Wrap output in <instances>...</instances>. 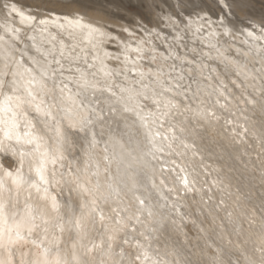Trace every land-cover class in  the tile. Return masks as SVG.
<instances>
[{"label": "snow or ice", "instance_id": "snow-or-ice-1", "mask_svg": "<svg viewBox=\"0 0 264 264\" xmlns=\"http://www.w3.org/2000/svg\"><path fill=\"white\" fill-rule=\"evenodd\" d=\"M244 2L215 0L213 19L197 0H179L168 12L157 0H141L159 27H146L141 16L136 29L119 26L121 38L106 22L88 19L76 0L48 16L24 0H0V264H199L179 240L163 250L159 243L164 233L186 235L178 193L193 192L195 181L177 161L201 156L196 139L220 124L217 109L229 113L222 127L237 144L252 135L264 153V123L257 136L245 115L257 103L264 114V15H249ZM152 37L167 43L164 61H181L179 73L175 63L143 71L146 57L157 60ZM230 49L258 58L260 67L245 71L247 59L225 55ZM207 60L241 82H226ZM250 79L260 80L259 88L251 85L258 99L246 90ZM105 127L106 134L98 131ZM257 160L264 183V156ZM65 233L70 249L61 246ZM29 243L39 250L35 258L17 260L15 246ZM216 251L222 256L207 264H233L226 250ZM247 264H264V257Z\"/></svg>", "mask_w": 264, "mask_h": 264}, {"label": "bare ground", "instance_id": "bare-ground-1", "mask_svg": "<svg viewBox=\"0 0 264 264\" xmlns=\"http://www.w3.org/2000/svg\"><path fill=\"white\" fill-rule=\"evenodd\" d=\"M63 2H66V0H62L61 3H58L57 0H24V3L34 5V11H36L40 16H48L52 14L53 10L57 14L60 13L64 10L62 8ZM157 2L159 4V8L162 9L163 12H168L170 10L169 5L179 4V0H157ZM197 2L199 3L200 7L204 8L212 15L213 19H215L216 14L220 12L215 0H197ZM130 5L142 6L141 0H76L75 6L83 8L88 14V19L106 22L109 26V30L112 31V28L119 29L120 25L131 28V22L133 23V26H137L136 21L138 20V17H136L135 14L130 13ZM233 7L237 15L243 18L244 12H241L240 8L236 7L235 5ZM242 7L244 8L245 12L253 17L259 18L261 15H264V0H245ZM145 12L148 18L154 22L155 25H157L156 27H159L157 21L148 15L146 9ZM230 18L235 19V17ZM116 35H119L121 38L125 37V35L122 34ZM171 42L172 41L168 43ZM110 44L112 43L107 45L109 49ZM156 46L158 49L157 60L153 62L154 65H150L144 61L143 71L147 73L149 72V69L155 70L157 67H163L165 71H168L169 65L175 63V70H178L179 73L181 71L180 61L177 60L174 62L171 59L164 61L159 55L160 53H163L165 56L168 55L167 43L164 45L165 47H161L158 44H156ZM145 47H147V45H145ZM197 47L199 48V45H197ZM178 51L181 53V55H183L187 49L179 48ZM205 51H208V49H205ZM32 54L35 53L33 52ZM192 55L196 54H190L189 59H191ZM213 55H215V53H213ZM225 55H228L233 59H247L248 66L245 71L260 67L258 58L253 56H248L246 58L242 56L236 57L234 49H230L225 53ZM145 59H147V57ZM206 62L210 65V67H216L217 73L221 78L225 79L226 82H229V77L236 79L238 83L241 82L240 77L235 76L233 71L230 70L227 74H225L224 66L219 61L207 60ZM108 63L111 67H118L117 62L115 61H108ZM229 67L231 69L232 66L230 65ZM193 74L196 75V73ZM253 74L258 75L254 72ZM197 78L202 80L204 84L209 83V81L205 80L203 76H197ZM185 83H188V81H185ZM247 83L249 85V87L246 89L247 92L255 95L258 99L259 93L255 92L251 85L255 84L256 88H259L260 80L250 79ZM195 87L196 85L194 84V88ZM229 87L233 86L229 83ZM239 92L240 89L233 87V96H238ZM100 106L104 107L103 103ZM247 107L249 108V111L246 112L245 115L249 117L247 124L250 133L255 131L256 135H259L262 123H264V117H262L263 114L261 113L259 103H257L255 108L252 106ZM146 110H148L147 107ZM217 111L221 116L224 115L222 110L217 109ZM252 113L259 114L261 117H254ZM181 119L182 117H175V120ZM222 125L223 122L220 121V124L215 125V127L208 128L203 139H196L197 146L199 145L201 147V149H196V151L201 153L203 159H201V156H193L192 153L189 152L187 156L177 161L178 163L184 165L191 173L190 179L195 181L194 189L199 193V195H196V202L193 200L195 196L193 193L195 190L187 194L183 192L178 193L180 197L179 203L182 205L180 210L185 214L184 224H191L192 221H195V224L199 226L201 233L196 237V240L193 238L195 241H192L193 243H191L189 238L193 237L191 236L192 234L189 232V230L183 228L184 230H187L188 236L181 235L179 232H175L173 235H171V239H168L167 233H164V237L161 235V240L159 243L161 249L163 250L165 243H171L174 240L187 242L186 247L191 248L192 250V260L199 262V264H207V262H209L213 257L218 255L222 256V253H217V248L226 250L232 257L233 264H247L249 259L259 261L262 257H264V214L258 213L254 206H251V208L248 209L246 205V203L252 198H261L260 195H257L256 188L251 189V193L254 195H242L240 193H235V191L239 189V179H244L245 182H247L246 178H244V175H242V172L247 174L251 173L252 176L255 175L252 169V162L245 166V162L251 161V159L247 157H243L242 159V150L244 149L246 151L247 143L255 148V143L259 141H257L254 136L248 135L242 138L239 146V144H237L225 131ZM228 127L230 128L231 125ZM200 141H202V145H200ZM244 141H246V143ZM207 147L213 149L212 153L215 157L214 161L208 160L207 156H210L211 153L209 151L210 148ZM230 150L240 153L239 160H241L243 163V165L238 166V168L240 167V171L238 168L236 170V168L228 166L227 158L231 154ZM97 151L99 153V149ZM76 154L79 155V153ZM224 155L226 156L224 157ZM166 159L172 160L176 158L167 157ZM192 162L198 167L195 168ZM205 169H207V171H205ZM101 179L103 178L101 177ZM215 179H222L223 186L219 185V187H217L214 185L213 180ZM257 179L261 180L259 177ZM225 185H227L225 191L220 193L216 192V190L218 191V189L224 188ZM209 189H211V191H209ZM227 193L230 195H224ZM144 195H148V193L145 192ZM23 199L24 197L22 195L21 203H23ZM35 202V196H33V199L30 201V203ZM250 211H252L253 214H251ZM109 212L110 206H107L106 214ZM245 214L246 218L250 219V223L248 222V228H245L246 231L240 224L237 227H234L236 226L237 222H239V217L244 216ZM238 233L243 236V239L236 238ZM175 235H181L182 238L175 237ZM92 236L95 238V231H93ZM32 239H37L35 233L33 234ZM45 244H47V242H45ZM64 244H67L69 249L71 248V241L68 233H65L64 241L61 246ZM14 250L16 252L17 260L24 259L25 261H31L34 259V254L39 251L38 249L33 248L30 243L26 245H16ZM80 251L82 252L83 250L80 249Z\"/></svg>", "mask_w": 264, "mask_h": 264}, {"label": "rangeland", "instance_id": "rangeland-1", "mask_svg": "<svg viewBox=\"0 0 264 264\" xmlns=\"http://www.w3.org/2000/svg\"><path fill=\"white\" fill-rule=\"evenodd\" d=\"M129 11H130V13H133V14H135L136 15V17H138V19H139V17H141V16H143L144 17V21H143V23H144V25L146 26V27H148V28H153V27H156L157 25H155V23L154 22H152L149 18H148V16H147V14H146V12H145V9H144V7L143 6H135V5H130L129 6ZM130 26H131V28H133V29H136L137 28V26H133V23L131 22L130 23ZM159 26V25H158ZM112 30V32H114V33H116V34H122V35H125L126 36V34L125 33H123V32H121V31H119V29H117V28H112L111 29ZM161 31H165L164 32V34L165 35H167L168 36V42H170V41H172V36L169 34V33H167L168 32V30L167 29H163V28H161L160 29ZM137 34L139 35L140 33L139 32H137ZM169 34V35H168ZM153 39H154V42L156 43V44H158L159 46H161V47H165L164 45H166V43H162V41H161V39H157V38H155V37H152ZM114 43V42H113ZM113 43L112 44H110L109 45V47H110V49L111 50H115L114 49V47H113ZM179 61V60H178ZM145 62L146 63H148V64H150V65H154V63L153 62H150L148 59H145ZM181 62V61H180ZM176 73H178V70H174V72H173V74H176ZM194 75V74H193ZM192 87L194 88V84L192 85ZM102 104V103H101ZM104 105V104H103ZM145 105H147V106H150V101H145ZM105 106V105H104ZM146 106V107H147ZM153 110H154V108H153ZM223 113H224V115H222V122H223V118H229V113L227 112V111H223ZM252 115L254 116V117H261L259 114H255V113H252ZM262 117H264V114H263V116ZM264 120V119H263ZM229 126V125H228ZM208 130V129H207ZM98 131H106L107 132V128L105 127L104 128V130H102V129H98ZM106 132H104L105 134H106ZM257 136H258V134H257ZM191 138V137H190ZM202 141H200V145H202L203 143H201ZM239 146H240V144H239ZM207 148H210V147H207ZM259 148H260V144H259V142H256L255 143V148H253L252 146H250L249 145V143H247V146H246V151L243 149L242 150V159H243V157H247V158H249V159H251V162L253 163V166H252V169H253V173L255 174V175H251V173H249V174H247V173H243L242 171V175H244V178H246V180H247V182H245V180L243 179V180H241V179H239V189H237L236 191H235V193H240V194H242V195H254L253 193H251V189L252 188H256L257 189V195H260V196H262V195H264V183H262V181L261 180H258L257 178L259 177L260 178V168H261V164H260V162L257 160V155H262V156H264V153H260L259 152ZM197 149H201V147L198 145L197 146ZM208 150V149H207ZM209 151H210V153H211V155L210 156H207L208 157V160H210V161H214L215 160V157H214V154L212 153V151H213V149H209ZM231 151V154H230V156H228V158H227V161H228V166H230V167H233V168H236V170H237V168H238V166H240V165H243V163L241 162V160H239V152H235V151H233V150H230ZM246 152L247 153V155H244V153ZM226 155H224V157H225ZM234 157H235V159H234ZM243 161V160H242ZM193 163V162H192ZM201 163V162H200ZM193 165H194V167L195 168H197L198 166L195 164V163H193ZM203 165V164H202ZM208 165H209V163H208ZM188 166H190V165H188ZM191 167V166H190ZM239 169V171H240V167L238 168ZM231 181V180H230ZM233 182V181H232ZM221 186H223V184H221ZM225 191V190H224ZM216 192H222L220 189H218V191L216 190ZM193 195H195L194 196V202H196V200H197V198H196V195H199V193L195 190L194 191V193H193ZM224 195H230V194H224ZM255 198V197H254ZM152 202L153 203H155V199L153 198L152 199ZM260 204H261V198H259V199H250L249 200V202H247L246 203V205H247V208L248 209H250L251 208V206H254L256 209V211L258 212V213H261L260 211H259V206H260ZM107 207V206H106ZM250 213L251 214H253L252 213V211H250ZM251 216V215H250ZM251 217H253V216H251ZM240 219H239V222H237V224H236V226H234V227H237L239 224L240 225H242L243 227H244V230L246 231V229L245 228H248V222L250 223V219H248V218H246V214L244 215V216H240L239 217ZM184 228L185 229H187V230H189V232L192 234L191 236H193V237H190L189 238V241L191 242V243H193L192 241H195L196 240V237L201 233L200 232V230H199V226L197 225V224H195V221H192L191 222V224H188V223H186V224H184ZM239 228H240V226H239ZM238 228V229H239ZM234 229V228H233ZM238 229H236V230H238ZM187 230H184L183 229V233H185L186 234V236H188V234H187ZM235 230V231H236ZM237 232V231H236ZM175 232H172L171 233V235H173ZM246 233V232H245ZM167 235H168V233H167ZM182 235V234H181ZM181 235L179 236V235H175V237H179V238H182L181 237ZM162 237H164L163 235H162ZM193 238H195V240H193ZM236 238L237 239H243V236L241 235V234H237V236H236ZM180 242H182L181 244L184 246V248H185V250L190 254V256H191V259L193 258V254H192V250H191V248H188V247H186V244H187V242H185V241H180Z\"/></svg>", "mask_w": 264, "mask_h": 264}]
</instances>
